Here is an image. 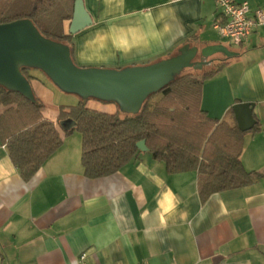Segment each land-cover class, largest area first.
Returning <instances> with one entry per match:
<instances>
[{"label": "crops", "instance_id": "crops-1", "mask_svg": "<svg viewBox=\"0 0 264 264\" xmlns=\"http://www.w3.org/2000/svg\"><path fill=\"white\" fill-rule=\"evenodd\" d=\"M83 1L92 24L73 37L75 64L122 69L168 59L186 45L226 46L238 55L199 53L193 62L210 64L188 67L202 74L228 62L205 82L202 108L238 125L233 106L254 103L264 128V26L234 46L216 30L223 19L215 0ZM235 2L264 12V0ZM29 75L45 119L57 124L62 105L52 103L53 83L39 70ZM88 106L117 111L97 101ZM242 163L264 169L263 131L245 135ZM198 180L196 171L169 173L149 151L111 176L89 179L82 136L73 133L25 181L0 141V264H77L83 254L87 264H264V180L205 201Z\"/></svg>", "mask_w": 264, "mask_h": 264}, {"label": "trees", "instance_id": "trees-1", "mask_svg": "<svg viewBox=\"0 0 264 264\" xmlns=\"http://www.w3.org/2000/svg\"><path fill=\"white\" fill-rule=\"evenodd\" d=\"M77 0H0V24L29 19L46 38L69 46L73 37L66 30ZM227 61L218 62L202 74H181L169 85L150 95L137 114L122 113L114 103L94 99L75 106L59 107L57 124L47 120L45 105L35 95L32 102L22 94L0 86V141L25 181L31 180L45 162L78 131L82 136V164L89 179L111 176L140 154L137 144L145 141L155 160L165 162L169 173L196 171L199 193L211 195L245 188L264 180V169L247 171L242 163L247 133L264 132L259 121L250 131L209 117L201 101L203 86ZM29 68L23 75L32 85ZM34 92V91H33ZM90 101L114 104L113 114L88 106ZM76 127L64 130L61 122Z\"/></svg>", "mask_w": 264, "mask_h": 264}, {"label": "water", "instance_id": "water-1", "mask_svg": "<svg viewBox=\"0 0 264 264\" xmlns=\"http://www.w3.org/2000/svg\"><path fill=\"white\" fill-rule=\"evenodd\" d=\"M92 24L84 1L77 0L69 26L71 35ZM223 53L227 58L236 57L223 45L205 49L186 45L179 54L152 64L122 69L79 67L71 56L69 46L44 37L29 19L0 24V86L18 92L30 101H35L33 88L23 75L22 68L36 69L59 90L76 95L82 100L94 99L116 104L125 114H137L144 102L153 93L173 82L188 68H201L210 62H193L200 53L208 58L214 53ZM254 103H239L233 106L235 118L241 131L253 129ZM64 130L76 127L73 121L61 122ZM141 152L149 151L145 141L137 144Z\"/></svg>", "mask_w": 264, "mask_h": 264}, {"label": "built area", "instance_id": "built-area-1", "mask_svg": "<svg viewBox=\"0 0 264 264\" xmlns=\"http://www.w3.org/2000/svg\"><path fill=\"white\" fill-rule=\"evenodd\" d=\"M222 21L216 25L219 36L229 44L241 45L257 27L264 26V12L252 14L248 2L237 3L235 0H215ZM87 255L83 254L77 264H87Z\"/></svg>", "mask_w": 264, "mask_h": 264}, {"label": "rangeland", "instance_id": "rangeland-1", "mask_svg": "<svg viewBox=\"0 0 264 264\" xmlns=\"http://www.w3.org/2000/svg\"><path fill=\"white\" fill-rule=\"evenodd\" d=\"M65 27L67 30V24ZM197 72L199 71L193 68H187L182 72V74H196ZM52 88H53L52 89L53 96L51 98H52L53 104L57 106L59 105L75 106L78 104L79 98L77 96L66 94L62 92L61 90H59L55 85ZM73 100H76V101H73ZM75 134L80 135L78 131H76Z\"/></svg>", "mask_w": 264, "mask_h": 264}]
</instances>
